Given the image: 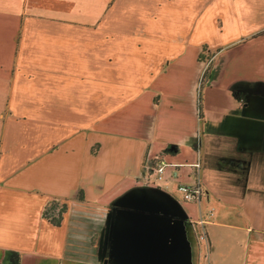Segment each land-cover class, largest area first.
<instances>
[{
	"label": "crops",
	"instance_id": "obj_1",
	"mask_svg": "<svg viewBox=\"0 0 264 264\" xmlns=\"http://www.w3.org/2000/svg\"><path fill=\"white\" fill-rule=\"evenodd\" d=\"M0 264H264V0H0Z\"/></svg>",
	"mask_w": 264,
	"mask_h": 264
},
{
	"label": "built area",
	"instance_id": "obj_2",
	"mask_svg": "<svg viewBox=\"0 0 264 264\" xmlns=\"http://www.w3.org/2000/svg\"><path fill=\"white\" fill-rule=\"evenodd\" d=\"M169 165H170V163H168L164 158L159 157V158H157V163H155V166L153 167L151 165H147L146 170L157 171L160 174L159 178L162 179L163 178L162 175ZM199 165L200 164H197V166H199ZM179 191L183 194V198L185 200L195 202V201H199L201 199V189H200V186H198V185H193V184L182 185L181 187H179ZM56 203H58V202H56ZM58 216H60V213H59V215L55 214V217H58ZM50 217H52V216H50ZM207 236H208V232L206 231L205 228H203L200 231L199 237L201 239H207Z\"/></svg>",
	"mask_w": 264,
	"mask_h": 264
},
{
	"label": "rangeland",
	"instance_id": "obj_3",
	"mask_svg": "<svg viewBox=\"0 0 264 264\" xmlns=\"http://www.w3.org/2000/svg\"><path fill=\"white\" fill-rule=\"evenodd\" d=\"M211 58H212V57H209V58L207 59L208 64H209ZM204 77H206V76H204ZM204 83H205V80H204V78H203L202 81H201V86H202ZM62 207H63V205L60 204V203H56V202H53V201L50 202L49 205H48V207H47V209H46V212H47L48 217H50V216H55V214H58V215H59V213H60L59 210L62 209Z\"/></svg>",
	"mask_w": 264,
	"mask_h": 264
},
{
	"label": "trees",
	"instance_id": "obj_4",
	"mask_svg": "<svg viewBox=\"0 0 264 264\" xmlns=\"http://www.w3.org/2000/svg\"><path fill=\"white\" fill-rule=\"evenodd\" d=\"M202 57H203V56H201L200 58H202ZM205 76H206V74H205ZM236 96H237L238 98H240L238 94H236ZM201 106H202V103H201V99H200V106H199V110H200V112H201ZM66 210H67V205L64 204V205H63V208L60 210V216H58V217H55V216L48 217L46 211H45V216H46L48 219H50L52 223H54V224H56V225H59V224L61 223L62 216L64 215V213L66 212Z\"/></svg>",
	"mask_w": 264,
	"mask_h": 264
}]
</instances>
